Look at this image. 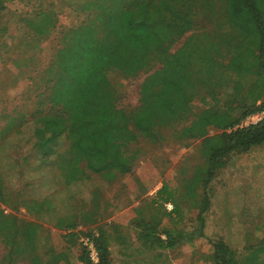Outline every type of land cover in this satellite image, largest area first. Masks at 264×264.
<instances>
[{
    "label": "rangeland",
    "instance_id": "374dc122",
    "mask_svg": "<svg viewBox=\"0 0 264 264\" xmlns=\"http://www.w3.org/2000/svg\"><path fill=\"white\" fill-rule=\"evenodd\" d=\"M89 2L93 8H83ZM103 3L111 0L0 2V175L5 185L3 205L15 218L11 234L0 228V264H91L82 237L99 233L100 227L106 231L110 264H216L212 239L219 238L236 251L239 264H264V143L226 159L209 185L211 207L202 228L201 197L186 188L196 167L203 166L210 153L225 143L221 130L211 129L204 138L183 134L202 108L227 107L237 75L225 66L213 85L218 97H207V90L202 89L185 117L156 128L157 138L128 125L130 131L120 140L131 168L117 171L113 180L90 168L86 159H79L67 135L49 161H41L32 119L45 113L67 115L50 100L56 72L52 63L64 45L65 33L95 19ZM198 21L200 28L215 26L214 20L202 14ZM46 22L50 30L37 32L36 27ZM192 33L194 29L185 33L171 51ZM216 39L211 37L208 43ZM222 50L226 65L229 55L224 46ZM162 67L160 60L150 73ZM147 75L112 73V79L122 83L117 107L131 110L139 105L141 83ZM243 82L241 92L251 100L255 93L249 80ZM263 102L264 95L257 104ZM252 114L243 125L255 123ZM23 120L30 122L24 125ZM73 167L78 170L71 174ZM163 185L174 193L172 211L157 199ZM139 216L161 218L160 232L174 229L179 242L170 249L146 242L140 238ZM71 223L75 227L67 229ZM72 231L79 232V237H70ZM255 251L260 254L257 259Z\"/></svg>",
    "mask_w": 264,
    "mask_h": 264
},
{
    "label": "trees",
    "instance_id": "16d2710c",
    "mask_svg": "<svg viewBox=\"0 0 264 264\" xmlns=\"http://www.w3.org/2000/svg\"><path fill=\"white\" fill-rule=\"evenodd\" d=\"M83 8L92 9V3ZM201 14L208 21L214 20V28L198 26ZM193 29L194 33L171 51L173 44ZM36 30L43 34L50 29L46 22ZM214 36L218 39L208 43ZM63 44L51 66H56V72L50 100L61 105L67 115L45 113L32 119L35 146L41 161L48 162L56 152L55 146L67 135L79 159H86L90 168L102 171L108 181L117 177V171H130V157L122 152L120 140L123 133L130 131L129 124L140 134L157 138L156 128L185 117L202 89L207 90V97H218L213 85L216 74L226 70L224 66L236 73L227 107L202 108L183 131L188 137L204 138L211 129L221 130L225 140L203 166L196 167L193 180L186 183L190 193L201 197L202 228L211 207L209 185L226 159L264 143V118L242 124L249 114L264 109V102L257 104L264 95V0H111L100 5L95 19L70 28ZM223 46L229 55L226 65ZM160 60L163 67L150 73ZM118 71L125 76L148 73L141 83L139 105L131 110L117 107L122 83L111 75ZM243 79L249 80L255 93L251 100L248 93L241 92ZM206 96L202 99L207 103ZM23 121L24 125L30 122ZM77 170L73 167L71 174ZM4 186L0 175V228L4 226L9 235L15 218L2 207ZM173 198L174 193L166 185L157 191V199L164 206ZM175 208L174 205L172 210ZM161 222L159 217L149 220L139 216L140 238L162 248H173L179 235L172 228L160 232ZM74 227L71 223L67 229ZM100 228L96 237L100 264H110L106 231ZM79 235L69 233L74 238ZM212 243L216 264H239L236 251L223 238L212 239ZM259 255V251L254 252L256 259Z\"/></svg>",
    "mask_w": 264,
    "mask_h": 264
},
{
    "label": "built area",
    "instance_id": "2783aa9c",
    "mask_svg": "<svg viewBox=\"0 0 264 264\" xmlns=\"http://www.w3.org/2000/svg\"><path fill=\"white\" fill-rule=\"evenodd\" d=\"M251 118L256 119L255 123L261 121L264 118V109L255 114H252ZM165 206L168 210H172L174 208V204L172 202H166ZM2 207L5 209V212H8V210L3 204ZM98 235L99 233H94L93 235L82 237V241L85 247L87 248L91 264H100L101 254L96 244V237Z\"/></svg>",
    "mask_w": 264,
    "mask_h": 264
}]
</instances>
